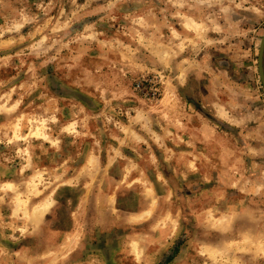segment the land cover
Instances as JSON below:
<instances>
[{"label":"rangeland","instance_id":"rangeland-1","mask_svg":"<svg viewBox=\"0 0 264 264\" xmlns=\"http://www.w3.org/2000/svg\"><path fill=\"white\" fill-rule=\"evenodd\" d=\"M220 1L0 0V264H264V0Z\"/></svg>","mask_w":264,"mask_h":264},{"label":"bare ground","instance_id":"bare-ground-1","mask_svg":"<svg viewBox=\"0 0 264 264\" xmlns=\"http://www.w3.org/2000/svg\"><path fill=\"white\" fill-rule=\"evenodd\" d=\"M185 23H186V27L187 26H188V28L192 27V30L194 31V33L197 36H199V35L202 36V34H201V31H202L201 27L202 26H199L198 24L194 23L192 20H187V21H185ZM196 35H194V36H196ZM49 205H50L49 201H46L43 204H41L37 209H35V211L33 213L34 214V220H38L43 215V213L49 208ZM31 219H32V216H31Z\"/></svg>","mask_w":264,"mask_h":264},{"label":"water","instance_id":"water-1","mask_svg":"<svg viewBox=\"0 0 264 264\" xmlns=\"http://www.w3.org/2000/svg\"><path fill=\"white\" fill-rule=\"evenodd\" d=\"M263 57H264V34L260 39V44L258 48V55H257V68H258V75L260 81L264 87V69H263Z\"/></svg>","mask_w":264,"mask_h":264},{"label":"crops","instance_id":"crops-1","mask_svg":"<svg viewBox=\"0 0 264 264\" xmlns=\"http://www.w3.org/2000/svg\"><path fill=\"white\" fill-rule=\"evenodd\" d=\"M217 2L220 3L221 1L220 0H206L204 4H212V3L218 4Z\"/></svg>","mask_w":264,"mask_h":264}]
</instances>
